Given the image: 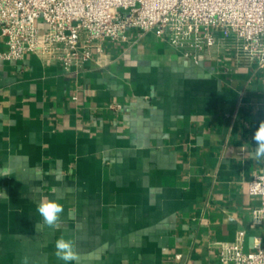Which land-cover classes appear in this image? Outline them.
<instances>
[{
  "label": "crops",
  "instance_id": "1",
  "mask_svg": "<svg viewBox=\"0 0 264 264\" xmlns=\"http://www.w3.org/2000/svg\"><path fill=\"white\" fill-rule=\"evenodd\" d=\"M127 36L78 72L0 59V264H63L61 235L80 264H220L215 244L241 231L245 251L264 247L247 188L264 174V69L227 42L196 63L152 31ZM44 197L64 205L57 229Z\"/></svg>",
  "mask_w": 264,
  "mask_h": 264
},
{
  "label": "built area",
  "instance_id": "2",
  "mask_svg": "<svg viewBox=\"0 0 264 264\" xmlns=\"http://www.w3.org/2000/svg\"><path fill=\"white\" fill-rule=\"evenodd\" d=\"M48 30L40 41L37 21ZM133 29L152 31L185 58H209L220 43H229L238 60L264 69V0H0V35L7 50L0 59L20 61L28 53L80 71L102 53L106 41L127 42ZM261 199L253 211L264 219V174L247 183ZM243 231L230 242L215 244L220 264H264V247L244 250Z\"/></svg>",
  "mask_w": 264,
  "mask_h": 264
},
{
  "label": "clouds",
  "instance_id": "3",
  "mask_svg": "<svg viewBox=\"0 0 264 264\" xmlns=\"http://www.w3.org/2000/svg\"><path fill=\"white\" fill-rule=\"evenodd\" d=\"M255 147L252 151V158L256 161H264V121L259 123L258 128L252 137ZM36 211L42 218L43 225L50 229H57L61 224V217L64 213V205L58 200L44 197L37 204ZM37 231L40 225L36 224ZM54 256L63 264H80V254L77 250L76 241L73 238L61 235L55 240ZM21 264H30V258L24 256Z\"/></svg>",
  "mask_w": 264,
  "mask_h": 264
},
{
  "label": "rangeland",
  "instance_id": "4",
  "mask_svg": "<svg viewBox=\"0 0 264 264\" xmlns=\"http://www.w3.org/2000/svg\"><path fill=\"white\" fill-rule=\"evenodd\" d=\"M36 25L39 30L40 41H42L45 33L48 30V25L42 18L37 21Z\"/></svg>",
  "mask_w": 264,
  "mask_h": 264
}]
</instances>
